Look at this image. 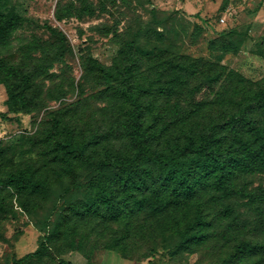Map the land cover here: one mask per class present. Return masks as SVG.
<instances>
[{
    "label": "rangeland",
    "instance_id": "374dc122",
    "mask_svg": "<svg viewBox=\"0 0 264 264\" xmlns=\"http://www.w3.org/2000/svg\"><path fill=\"white\" fill-rule=\"evenodd\" d=\"M130 47L140 58L142 81L156 80L167 61L200 60L195 74L167 66L173 71L153 84L158 90L172 78L181 92L155 100L174 115L165 121L171 146L186 145L188 134L200 141L212 132L215 148L238 155L237 136L246 125L232 113L242 93L264 86V0H0V264L33 252L46 234L42 253L24 264H264V253L221 262L243 240L264 244V169H211L191 199L161 209L150 197L130 220L76 213L86 190H65L74 178L85 181L93 166L55 165L56 138L73 131L88 142L93 160L136 152L126 136L127 102L87 70L92 59L125 70L123 52ZM209 71L220 80L206 82ZM117 84L125 88L120 78ZM253 116L264 119V109ZM162 146L164 140L153 143ZM22 168L49 189L31 194L7 185L4 175ZM199 218L205 237L179 244ZM129 222L139 227L131 236Z\"/></svg>",
    "mask_w": 264,
    "mask_h": 264
},
{
    "label": "trees",
    "instance_id": "16d2710c",
    "mask_svg": "<svg viewBox=\"0 0 264 264\" xmlns=\"http://www.w3.org/2000/svg\"><path fill=\"white\" fill-rule=\"evenodd\" d=\"M49 30L55 33L50 27ZM60 39L63 41V36ZM123 59L126 61L123 67L126 68L120 72L115 71V66L108 67L93 59L89 60L87 70L96 74L107 89L113 94L119 93V96L127 102L126 136L136 152L133 154L108 152L93 160L86 154L88 142L79 139L73 131L68 130L56 138V153L53 160L55 165L71 167L84 161L93 166L92 174L85 181L74 178L71 186L65 190L66 195L73 186L85 188L87 200L76 211L78 215L84 216L86 213L96 212L106 219L118 220L121 216L127 215L130 220V217L145 208L150 197L157 201L161 209L166 208L171 202L178 204L182 199H191L195 196L198 187L204 184L203 179L212 172L211 169L216 168L222 172L228 170L230 166L240 164L241 168L248 171H253L254 168L264 169V119L259 120L253 116V112L260 107L264 109V86L250 87L249 92L242 93L236 111L231 116V119H235L234 122H242L246 125L237 136L239 143L237 152L238 155L243 154L241 158H238V155L232 157L231 152H220L215 148L214 145L218 140L211 134L212 132L201 134L200 141H195L196 137L188 134L187 144L174 149L167 138L169 124H165L167 118H172L174 115L166 106L156 104L155 100L160 97L170 99L181 92L175 90L176 85L172 78L163 80L164 83H160L163 87L158 90H154L153 84L166 79L173 71V69L168 70L167 66L169 69L177 66L178 72L187 71L189 74H195L198 71L195 68L200 60L186 56L183 60L167 61L166 65L158 66L156 80L146 81L145 76L142 81L140 73L142 65L133 47L123 52ZM211 71L206 74L204 80L208 83L220 80V77H215ZM119 78L125 88H118ZM21 84L24 88L27 86L28 76H25ZM198 89V87L193 88L195 93ZM184 118L186 119V116ZM53 119V127L58 129V117L54 116ZM163 140L165 146L153 148L154 141L159 143ZM108 172L111 176H108ZM4 178L7 185L31 194L49 189L46 181L36 177L33 172H28L26 168L6 174ZM117 185L122 188L120 196L115 194ZM259 198L264 199V193L260 194ZM251 201L255 203L257 197H251ZM231 212L232 208L227 206L226 213L231 214ZM202 223V219L199 218L195 224L184 230L178 243L189 246L205 237L201 227H196ZM137 228H139L137 225L129 222L125 234L131 236L138 230ZM48 239L50 234L44 236L36 250L14 259L11 264H24L31 258L39 256L46 247ZM262 253H264V244L243 240L234 245L232 252L221 262ZM55 264H71V262L59 259Z\"/></svg>",
    "mask_w": 264,
    "mask_h": 264
},
{
    "label": "crops",
    "instance_id": "0c3cea01",
    "mask_svg": "<svg viewBox=\"0 0 264 264\" xmlns=\"http://www.w3.org/2000/svg\"><path fill=\"white\" fill-rule=\"evenodd\" d=\"M80 264H82V263H80Z\"/></svg>",
    "mask_w": 264,
    "mask_h": 264
}]
</instances>
